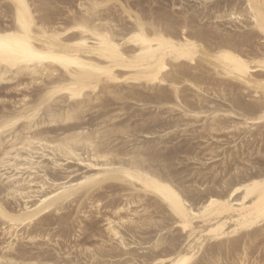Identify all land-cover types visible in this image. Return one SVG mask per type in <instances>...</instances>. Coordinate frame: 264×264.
<instances>
[{"label": "bare ground", "instance_id": "bare-ground-1", "mask_svg": "<svg viewBox=\"0 0 264 264\" xmlns=\"http://www.w3.org/2000/svg\"><path fill=\"white\" fill-rule=\"evenodd\" d=\"M195 1L0 0L5 59L26 43L77 61L0 62L27 91L0 110V264H62L17 246L52 243L71 207L102 243L80 264H264V0ZM223 133L233 148H189Z\"/></svg>", "mask_w": 264, "mask_h": 264}, {"label": "rangeland", "instance_id": "rangeland-1", "mask_svg": "<svg viewBox=\"0 0 264 264\" xmlns=\"http://www.w3.org/2000/svg\"><path fill=\"white\" fill-rule=\"evenodd\" d=\"M141 1L148 2L150 0H141ZM158 1H161V2L164 1L167 4L168 1H171V0H166V1L165 0H158ZM184 1H185L184 5H189V6L195 5V3L197 5V3H198L195 0H188V1L184 0ZM58 8H60V5L58 6ZM62 8H63V10L65 9L64 6H61L60 9H62ZM168 11L170 12V10H168ZM5 85H6V87H5ZM13 85H14V83H10V84L9 83H5V84H3V86L2 85L0 86V95H1L0 97L1 98H4L3 99L4 101L1 98L0 99L5 103V104H2L0 102V110H2L3 106H7L6 108H9L10 109L11 106H13L14 103L18 102L21 98H23V94H25L27 92V91L24 90L23 87H21L19 89H15V86H13ZM6 101L8 103H6ZM201 124L202 123L197 124L198 125L197 127H199ZM226 135H228V134H224L223 133V134L216 135L217 140H219L220 142H217L216 140H214L212 142L210 141L209 143H207L205 140L194 139V140H192L190 142L191 145H189V148H193V150H195L196 151V154H198V155H200L202 153V151H203L202 156L204 154L209 155V152L207 151V148L212 143L214 144L213 147L215 145L216 146H222L223 145L224 147H227V148H233V146H234L233 144H231L230 147H229V145H227V143L231 141V137H230V135H228V136H226ZM169 136H170L169 138H171V137L175 138L176 137V136H174V134H171ZM189 138L191 139V137L189 136V134H185V135L184 134H181V137L179 139H177L174 142V144H177L180 141H184V144H185V142H187L189 140ZM167 139H168V137H167ZM221 141H223V142L221 143ZM237 142L235 144H239L240 143V140L237 141ZM257 143H255L256 146H257ZM206 144H207V147H206ZM208 144H210V145H208ZM172 145L170 144L169 146H172ZM260 145L262 146V143L259 144L258 146H260ZM254 146H253V150L256 149ZM227 148H225V149H227ZM223 149L224 148H221L220 152L218 150V154L219 153L221 154L222 153L221 151H223ZM243 150H245V149L243 148ZM241 153H242V150H241ZM202 156H200V157L202 158ZM183 157L184 156L182 155V158L180 159V162H182V164H179V162H177V166L176 167H177L178 170H181V171L187 170V171H189V170L197 169V168H199V169H205V167H201L200 164L197 163V162H194L195 163V165H194L193 164V161H189V162L188 161H185ZM223 157L224 156L221 155L220 157L215 158L213 161H216L217 162L216 165H218L219 162L223 159ZM210 162H212V161L210 160ZM207 171L208 170H206L204 173H207ZM211 175H212V172L209 171L208 172V177H210ZM82 207H84V205ZM85 207L87 208V206H85ZM86 208L85 209L82 208V211L88 212V215H91L92 217H96L95 218V221L96 222L95 223L94 222L92 223V224H94V230L96 231V233L101 234L105 240H108V238L107 239L105 238L106 237L105 223L104 222H99L102 218L100 216L97 217V214H95L96 211L94 209H92V211H91V209H89V206H88L87 209ZM76 209L78 210V208H76V207H71L69 210H67L66 212H64L63 216L61 217V220L64 221L62 223L61 228H60L59 225H55V226H52L51 225V226L48 227V225H50L51 222L50 221L45 222L46 224H44L45 226L43 227L44 230H46L48 228H52V227L53 228H56L55 230H53L51 232V234L53 236V237L51 236L52 243L51 242L48 243V241H46V240L45 241L40 240L39 243H38V245L34 246V245L30 244V243H27V242L24 243V241H22L17 246L18 249L20 248L19 249V252L21 251V254H23L24 257H26V258H28V257L30 258V256L31 257L32 256L33 257H36V256L39 257V255H40V258L39 259H43V261H44V258L45 259L46 258H48V259L51 258V260L54 259L52 261H55V259H56V260L60 261V263L62 262V264H66V263L68 264L70 262V260H73V261H71V263H69V264H77V262L78 263L79 262L80 263H84L85 261H88L89 260V257H90V253L85 251V252H83V254L81 256H79L80 255L79 252L82 251L83 248H85V247H90V248L94 249V248L97 247V245H100L102 243L99 241V238H97V237L96 238H92V237L88 236V233L87 232L85 233V231H84L85 227H83V226L88 225L89 223L87 221L83 220L82 224H80V221H81L80 218H82V215L83 214L78 215ZM102 213L108 214L109 212H108V210L103 209L102 210ZM64 215H65V217H64ZM54 222L55 221H53L52 223H54ZM89 225H91V224H89ZM61 229L64 230L65 232L62 231ZM0 230L2 231V229H0ZM70 230H71L72 234L74 233V235H75V232H77V235L79 237H76L75 238L73 236H69V233H71ZM73 230L75 232H73ZM153 230H154V232H153ZM1 231H0V243L2 244L3 240L5 241V238L3 237ZM155 231H156V229H153V228L151 229L150 228L149 230L146 231L147 234H144V236H142V237H144V239H146V240H148V238H153L155 236L154 235L155 234ZM176 234L177 233H175V236H177ZM151 236H153V237H151ZM142 237L137 235V238H141L142 239ZM146 237H148V238H146ZM138 240H140V239H138ZM46 242L49 244V246L48 245L40 246V244H47ZM1 244H0V246H1ZM146 246H147V248H150L149 246H151V245L148 244ZM146 246H144V247H146ZM117 247H118L117 246V243H115V242H113V243H107V244H104L103 250L106 251V252H114L116 254H121V253L125 252L124 250H121L120 248L119 249H116ZM133 247H135V246H132L131 247V250H135V249H133ZM149 251H150V249H148V252L147 253L145 252V254H148L149 255V253H150ZM64 252H71L72 253L70 255V259H67L66 256L63 255ZM58 253H60V255H58ZM138 253L141 255L142 252H138ZM142 255H144V254H142ZM151 255H152V253H150L149 256H151ZM129 257H130V255H127L123 259L129 258ZM224 264H228V262L227 261H224Z\"/></svg>", "mask_w": 264, "mask_h": 264}, {"label": "snow or ice", "instance_id": "snow-or-ice-1", "mask_svg": "<svg viewBox=\"0 0 264 264\" xmlns=\"http://www.w3.org/2000/svg\"><path fill=\"white\" fill-rule=\"evenodd\" d=\"M25 52L23 54L22 59H15L17 57V53L13 52L11 49H9V54L7 59H5V50H4V44L2 41H0V62H8V63H21V64H32L36 61H44V60H51L56 63H61L64 65L68 64H74L77 63V61L74 58H71L69 56H56L52 53H41L36 52L35 50H32L28 45L25 43L24 45ZM264 187V185H262ZM244 227H248L250 225L245 224ZM182 264H188V259H185Z\"/></svg>", "mask_w": 264, "mask_h": 264}]
</instances>
